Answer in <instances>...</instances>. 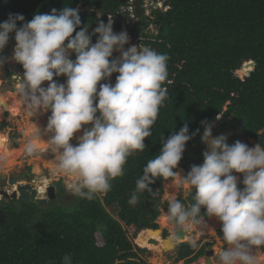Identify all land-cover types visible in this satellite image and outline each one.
I'll use <instances>...</instances> for the list:
<instances>
[{
    "label": "clouds",
    "instance_id": "obj_1",
    "mask_svg": "<svg viewBox=\"0 0 264 264\" xmlns=\"http://www.w3.org/2000/svg\"><path fill=\"white\" fill-rule=\"evenodd\" d=\"M137 3L141 16L143 0ZM90 30L82 25L78 9L69 6L34 14L27 22L19 13L0 22V52L14 33L10 59L23 69L17 89L21 103L30 115L50 112L42 132L57 155L55 173L70 177L68 190L88 200L107 194L110 181L124 174L128 158L145 149L144 140L152 135L168 96L169 60L167 54L142 44L125 49L130 38L125 31L114 33L111 19L93 30L95 43ZM114 51L119 53L117 58H112ZM8 60L0 55V68ZM113 73L117 74L114 84L106 82ZM60 76L65 77L63 83L54 79ZM201 124V142L207 145L202 164L192 165L188 173L178 168L186 143L199 132L190 135L185 124L167 139L161 137L159 154L143 167L128 203L136 205L138 194L144 192L158 195L150 187L157 178L174 177L178 175L174 169L184 170L181 183L188 185L189 193L195 189V203H188L186 197L191 206L185 207L178 199L169 200L165 216L174 230L201 225L204 215L215 217L224 242L217 253L218 264H258L254 251L264 246V147L260 143L249 147L239 140L228 144L227 135L213 137L212 124ZM27 151H33L32 145ZM62 264H72V257L66 254Z\"/></svg>",
    "mask_w": 264,
    "mask_h": 264
},
{
    "label": "trees",
    "instance_id": "obj_2",
    "mask_svg": "<svg viewBox=\"0 0 264 264\" xmlns=\"http://www.w3.org/2000/svg\"><path fill=\"white\" fill-rule=\"evenodd\" d=\"M129 1L0 0V22L9 14H22L27 22L34 14L49 13L52 9L90 7L100 12V18L94 11L79 16L82 25L94 30L99 22L106 23L108 16L115 17ZM165 2L170 9L154 13L156 35H145L150 23L142 10V20L130 31L133 36L142 33L140 44L169 57L165 83L168 96L152 126V135L144 140L145 149L128 158L124 174L110 181L107 194H97L92 200L75 196L71 210L35 214L34 210L17 206L21 203L1 205L0 264H62L66 254L72 257V264H148V230L154 231L152 237L158 234L156 221L160 209L149 206L147 201L159 202L164 182L175 176L156 179L150 187L158 195L144 192L138 194L136 205L128 201L143 167L159 154L161 137L167 139L185 124L190 135L199 129L186 143L185 151L193 148L203 161L201 121L225 127L245 119L238 129L242 138L255 140L264 147V0ZM115 31H121L120 20L115 23ZM96 39L94 35L92 43ZM14 69L23 72L16 62ZM7 76L11 79L12 74ZM54 79L63 83L65 77ZM6 126L0 124V130ZM180 180L176 176L175 184ZM176 199L185 207L195 203L193 199L188 204L181 194ZM213 220L192 228L198 235L205 229L211 231ZM220 229L221 226L216 237L222 239ZM162 236L167 237V232L163 231ZM205 240L201 237L195 245L180 244L174 262L194 264L205 254Z\"/></svg>",
    "mask_w": 264,
    "mask_h": 264
},
{
    "label": "rangeland",
    "instance_id": "obj_3",
    "mask_svg": "<svg viewBox=\"0 0 264 264\" xmlns=\"http://www.w3.org/2000/svg\"><path fill=\"white\" fill-rule=\"evenodd\" d=\"M161 4V9H158L161 12H166L168 10V7H164L165 0H143V8L145 11V14H147L144 18H147V22L151 21L155 18V8L157 4ZM117 20H125V17H120L116 18L114 23L112 20V27H115V23ZM144 21V19H143ZM142 25L141 27H143ZM121 31H125L129 38H130V43L131 45H137L139 46V40L141 37V34L139 35H130V32H128V27L122 28ZM120 31V32H121ZM114 33H120L116 32L113 30ZM148 33L149 31H146ZM144 32V33H145ZM89 35L93 33V30H90ZM150 33V32H149ZM148 33V34H149ZM155 35V34H154ZM128 46H125V49ZM5 57H8L9 60L6 62L2 68H0V96H7V95H15L20 98L18 94V85L21 81L22 74L18 73L14 69V60L10 59L12 57L11 54L5 53ZM116 58V54L113 53V57ZM75 59V58H71ZM12 74L11 79H8V74ZM20 74V76H19ZM116 73H113L111 76V80H108L106 82L113 83L115 82L116 78ZM13 77H15L13 79ZM61 78V76H60ZM100 83H105V81H101ZM47 84H42V87H46ZM21 99V98H20ZM46 116L48 117L50 115V112H45ZM46 117V118H47ZM231 119V117L229 118ZM6 124L7 126L5 128H2L0 130V134L5 136L6 138V145L8 147V150L13 151L14 155L7 159L6 161H3L0 163V184H3V182H7L9 180H16L18 181L19 185L27 183L28 180H26L23 176L29 177V179H32L34 182L33 186L36 188L40 184H42L44 181H46L47 186L46 187H54L55 193H56V199L54 202L47 203V205L41 209H37L36 205L33 203H21L20 205H17L18 207L21 206L22 208L27 207V209H31L35 211V214H38L40 212H46L47 210L49 211H66V210H71V207L74 205V197L75 195L68 190L67 188V183L70 181V177H65L60 174L55 173V164L57 160V155L55 152L51 150L49 147V144L46 143V139L41 138L39 141H43V143H46V147L43 146L40 149H35L31 153L27 151L26 148H24V130H25V124L27 123V120L23 118V115H19L17 118H13L9 121L3 120L0 121V124ZM30 126L29 128L33 132L34 136H38L40 133V128L41 125L43 126V122L39 120V118L35 117L30 120ZM87 128H90L91 125H85ZM240 126H238L237 122L232 121V124H229L228 126H221L219 124H212V136L216 137L222 134H225L228 136L227 143L232 144L235 141L239 140L242 143L247 144L249 147H252L256 145L257 143L254 140H247L242 138V133L239 132ZM81 134L76 133L74 134V138L71 141V143H75V137L79 136ZM29 145L30 142H28ZM203 149L204 151L207 150V145L203 143ZM0 157H1V149H0ZM15 158L16 160H14ZM13 160V161H12ZM203 160V159H202ZM201 162V161H200ZM33 163L39 164V167H36L33 165ZM202 163V162H201ZM31 165V168H30ZM12 167V168H11ZM30 168L31 173L28 174L27 168ZM181 168V167H178ZM180 169L176 170L178 173ZM187 171V170H186ZM188 172V171H187ZM183 177L182 171L178 173V176ZM168 180H166L163 184V193L160 194V201L157 203H153L151 200H148L147 203L149 206L152 207H157L160 209V216L157 219V225H158V234L156 236H150L149 241H150V251L147 250L150 255H148L145 259H147L148 264H182V262L175 263L174 262V257L177 252V248L173 247L172 241L175 240L174 236L171 237L170 234L176 232L174 230V225L168 222V227L164 228L162 225H160V220L161 217L164 215L162 213H165L167 211L168 207V201L166 198V195L170 191H176L173 188L177 187L175 189L178 190V185L182 184L181 180L178 182L179 184L175 185V182H169L167 183ZM173 181V180H169ZM7 183V186L5 187L4 190L6 191H12L13 187L16 188L15 186L11 187L10 184ZM166 184V186H164ZM239 186V185H238ZM184 189L185 186L183 185ZM46 191V190H45ZM180 193L183 194L182 188L179 189ZM186 191L188 192V188H186ZM179 194L177 196H179ZM183 196V195H182ZM46 198V196H39ZM177 198V197H176ZM3 201V200H2ZM48 201V200H47ZM71 203V205H70ZM51 204V205H50ZM165 231L167 232V237L161 238L160 236L162 235V232ZM170 236V238H169ZM198 238L192 239L193 242L189 239H184V242H181V240H177L178 243H189L191 245H195L196 242L198 241ZM208 242H212L214 245L212 246V249L214 250L213 255L208 257V258H202L197 260L194 264H218L217 261V253L219 249L223 246L224 242L222 239H219L216 237V231L215 234H210L206 237ZM151 240L155 241L156 244H151ZM206 242V241H205ZM226 247V245L224 246ZM140 248V247H139ZM143 249V248H140ZM210 250L211 248H207ZM205 252H206V247H205ZM206 254V253H205ZM205 254L203 257H205ZM254 255L259 259L258 264H264V253L256 250L254 251Z\"/></svg>",
    "mask_w": 264,
    "mask_h": 264
},
{
    "label": "water",
    "instance_id": "obj_4",
    "mask_svg": "<svg viewBox=\"0 0 264 264\" xmlns=\"http://www.w3.org/2000/svg\"><path fill=\"white\" fill-rule=\"evenodd\" d=\"M164 7H168V9H170V5L169 3L165 2L164 3ZM79 13L82 12H95L97 16H99L100 18V12L98 10H94L93 8H86V9H78ZM136 12L139 13V3L136 4ZM90 29V26L87 27V30ZM94 34H91L90 36L93 37ZM97 115H99V113H97ZM8 114H6V118H7ZM245 122V119H241L238 122V126H242ZM84 128H87L86 126H84ZM202 164L200 162L199 157L195 154L194 149L192 148H188L186 149L185 153L182 155V159L179 161L178 166L181 167L182 169H188V172L190 171V168L192 165H200ZM28 174L31 173L30 168H27ZM187 172V173H188ZM35 181H31V182H27L24 184L19 185L18 181L16 180H11L9 182L10 186L13 187L15 186L16 188L13 187L12 191H6V190H1L0 191V202L1 200H5L7 203L10 202H18V203H33L36 205V207L38 209H41L43 207H45L47 205V203L50 202H54V200L56 199V193H55V189L54 187H47L46 188V198H39V192L38 189H36L33 184ZM195 192V189L193 188L191 190V192L187 194V199H188V203L192 202V198H193V194ZM48 200V201H47ZM0 219H1V223L3 222V214L1 212L0 209ZM150 231V230H148ZM158 231V230H157ZM150 232H154V231H150ZM174 238L175 240L172 241L173 243V247H178L180 244L182 243H178L177 244V240H181V242L186 238L185 236V232L182 230H178L177 232H175L174 234ZM151 244H156L155 241L151 240ZM205 246L207 248H211L213 246L212 242H207L205 244ZM260 251L264 253V246H260ZM214 250L210 249L207 250L205 253V258H208L210 256L213 255Z\"/></svg>",
    "mask_w": 264,
    "mask_h": 264
},
{
    "label": "bare ground",
    "instance_id": "obj_5",
    "mask_svg": "<svg viewBox=\"0 0 264 264\" xmlns=\"http://www.w3.org/2000/svg\"><path fill=\"white\" fill-rule=\"evenodd\" d=\"M125 46H128V47L133 46L130 43V39H129L128 44H126ZM113 53L116 54V58L119 56L118 52L114 51ZM6 114H8L7 118H6ZM19 115H23V118L27 120V123L25 124V130L23 133L24 134V148L27 149V147L29 146L28 142H30V144L32 145L33 151L35 149L36 150L40 149L43 146L46 147V143H48V139H47V136L42 132L44 127L47 124L46 113L41 111V112H38L36 115H30L28 110L26 109V107L21 103V99L18 98V96H15V95L0 96V121H3V120L9 121L13 118H17ZM35 117L39 118V120L43 122V126L41 125L40 133L38 134V136H34L33 132L29 128L30 120L32 118H35ZM79 134H82V131L79 132ZM41 138L46 139V143H43V141H39ZM0 149H1L0 163L3 161H6L7 159L11 158L14 155L13 151L8 150V147L6 145V138H5V136H3L1 134H0ZM13 159L16 160L15 158H13ZM33 165L36 167H39V164H37V163H33ZM30 168H31V165H30ZM179 172L180 171H178V173ZM47 184L48 183H46V181H44L42 184H40L39 186L36 187V189H38L39 196H44L45 190L47 188L46 187ZM175 188H177V187H174L173 189H175ZM187 188H188V185H187ZM160 225H162L164 228L168 227V221H167L165 215H163L161 217ZM153 233L154 232H149L147 237L150 238V236ZM257 260L259 263V259H257Z\"/></svg>",
    "mask_w": 264,
    "mask_h": 264
},
{
    "label": "built area",
    "instance_id": "obj_6",
    "mask_svg": "<svg viewBox=\"0 0 264 264\" xmlns=\"http://www.w3.org/2000/svg\"><path fill=\"white\" fill-rule=\"evenodd\" d=\"M136 3H137V0H130L126 6H124L120 9V11L116 14L115 17L108 16V19H111V21L113 20V23H114L116 18H120L123 16V17H125V20H121V27L123 29L126 27H128L129 29L135 28L137 22L139 21L138 20L139 17H138L137 12H136ZM157 9H161V4H159V3L157 4L155 10H157ZM142 11L144 13V16L148 17V16H146L147 14H145L143 6H142ZM153 20L148 21L150 23L148 30L152 35H154V34L156 35L157 34L156 26H155L156 24L153 23ZM13 37H14V33H10L9 34V41H8L7 45L5 46V48L3 49V51L0 52V55L5 56L6 55L5 53H7V54L9 53V54L13 55V48L15 45V41H14ZM65 43H67V41H65ZM19 76H20V74H19ZM14 78L15 77H13V79Z\"/></svg>",
    "mask_w": 264,
    "mask_h": 264
},
{
    "label": "crops",
    "instance_id": "obj_7",
    "mask_svg": "<svg viewBox=\"0 0 264 264\" xmlns=\"http://www.w3.org/2000/svg\"><path fill=\"white\" fill-rule=\"evenodd\" d=\"M109 80H111V77L109 78ZM47 119H48V117H47ZM246 139L248 140V138H246ZM180 171H182L183 174L185 173L184 170H180ZM175 179H176V176L174 177L173 181H169L168 180L167 183L174 182ZM183 185L185 186V189H184ZM164 186H166V184ZM181 188L183 190V194H182L183 195V198L186 199V197H187V191H186L187 184H180V185H178V190L177 189H174L176 191H170L167 194H165L166 195V198L165 199H167L168 202H169V200H171L173 198L176 199L177 195L180 193L179 189H181ZM162 214L165 215V213H162ZM212 219H214V220L210 224V226L213 227L211 231H208L207 229H205L204 232H202V234L198 235V232H196L195 230H193L192 227H190V228L184 230V232L186 234V237H187L186 239H188V237H189V239L191 240V242H193L192 239H195V238H198V237L200 238L201 236L207 237L209 235V233L210 234H215V231L218 230L220 228V226H221L220 222L215 217H208L207 219H204V220H205V224H208L209 222H211ZM202 224H204V223H202ZM197 226H200V225H197ZM200 259H202V258H200Z\"/></svg>",
    "mask_w": 264,
    "mask_h": 264
},
{
    "label": "flooded vegetation",
    "instance_id": "obj_8",
    "mask_svg": "<svg viewBox=\"0 0 264 264\" xmlns=\"http://www.w3.org/2000/svg\"><path fill=\"white\" fill-rule=\"evenodd\" d=\"M139 17V21H141L142 19H141V16H138ZM26 180H28L27 182H31V181H33L32 179H29V177H26V176H23ZM11 180H9V181H7V182H3V184H0V191L1 190H4L5 189V187L7 186V183H9ZM9 185V184H8ZM4 203H7L5 200L4 201H1L0 202V206L1 205H3ZM18 204V202H10V203H7V204ZM51 203V202H50ZM20 204V203H19ZM52 204V203H51ZM50 204V205H51ZM162 236V235H161ZM163 237V236H162ZM164 238V237H163Z\"/></svg>",
    "mask_w": 264,
    "mask_h": 264
}]
</instances>
